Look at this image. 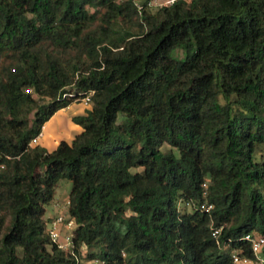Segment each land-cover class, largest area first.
Returning <instances> with one entry per match:
<instances>
[{"label":"trees","instance_id":"trees-1","mask_svg":"<svg viewBox=\"0 0 264 264\" xmlns=\"http://www.w3.org/2000/svg\"><path fill=\"white\" fill-rule=\"evenodd\" d=\"M147 1L0 0V264H78L47 229L62 178L81 258L253 256L246 236L264 235V0ZM89 93L71 144H34Z\"/></svg>","mask_w":264,"mask_h":264},{"label":"built area","instance_id":"built-area-1","mask_svg":"<svg viewBox=\"0 0 264 264\" xmlns=\"http://www.w3.org/2000/svg\"><path fill=\"white\" fill-rule=\"evenodd\" d=\"M176 1L177 0H148L147 6L149 8L158 9L165 6H170ZM138 4L140 5V3ZM77 101L83 102L86 105H91L92 93H89L82 98H78ZM37 139L38 138H36L33 142H35ZM199 207L206 212H210L214 206L212 203L204 201L199 205ZM76 226V220L70 214H59L53 216L49 220L47 229L53 242H55L57 246L62 250L66 251L67 253L73 256H76L78 264H100L99 260L96 258L86 260L85 258H81L77 255L73 240L74 230ZM220 232L221 228L216 229L214 231V235H218L220 234ZM246 239L251 243L253 256H248L243 251V249H236L232 252L234 264H264V235L250 234L246 236ZM83 253H86V246H83Z\"/></svg>","mask_w":264,"mask_h":264},{"label":"crops","instance_id":"crops-1","mask_svg":"<svg viewBox=\"0 0 264 264\" xmlns=\"http://www.w3.org/2000/svg\"><path fill=\"white\" fill-rule=\"evenodd\" d=\"M89 109H91V105H86L80 101H75L69 106L60 109L45 122L42 133L34 144L41 145L49 151L55 150L62 141L71 144L76 136L84 130L75 121V118L85 115ZM53 216L55 215L49 217L45 215L47 219H51Z\"/></svg>","mask_w":264,"mask_h":264},{"label":"rangeland","instance_id":"rangeland-1","mask_svg":"<svg viewBox=\"0 0 264 264\" xmlns=\"http://www.w3.org/2000/svg\"><path fill=\"white\" fill-rule=\"evenodd\" d=\"M173 56L178 59H183L185 58V54L179 50H175L173 52ZM170 145L165 144L163 146L164 150L170 149ZM177 152V151H176ZM72 188V181L67 179V178H62L59 180L57 187H56V194L53 199V201L47 205V212H46V217H49L51 215H59V214H64L68 215V197L70 194ZM187 210L191 211L192 206L189 204L187 205Z\"/></svg>","mask_w":264,"mask_h":264}]
</instances>
